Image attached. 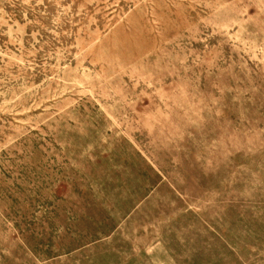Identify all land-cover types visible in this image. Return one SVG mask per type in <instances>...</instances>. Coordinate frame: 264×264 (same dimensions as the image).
<instances>
[{"label": "rangeland", "instance_id": "obj_1", "mask_svg": "<svg viewBox=\"0 0 264 264\" xmlns=\"http://www.w3.org/2000/svg\"><path fill=\"white\" fill-rule=\"evenodd\" d=\"M0 264H264V0H0Z\"/></svg>", "mask_w": 264, "mask_h": 264}]
</instances>
